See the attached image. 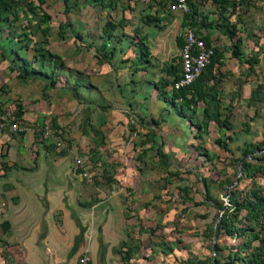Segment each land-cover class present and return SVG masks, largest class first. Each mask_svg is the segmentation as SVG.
I'll return each mask as SVG.
<instances>
[{"label": "rangeland", "instance_id": "1", "mask_svg": "<svg viewBox=\"0 0 264 264\" xmlns=\"http://www.w3.org/2000/svg\"><path fill=\"white\" fill-rule=\"evenodd\" d=\"M228 1L227 5L217 6L211 0H197V7L193 9V28L198 31L213 24L227 36L233 33L234 37H238L243 25L254 23V15L259 14L261 25L255 29L260 35L249 32L247 37L252 43H256L257 39H264V19L261 17L264 12L260 6L264 0ZM43 2L44 0H0V39H4L6 47H0V52L6 57L10 52L11 60L19 58L17 55L21 52L26 71H32L36 76L21 81L16 77V65L7 60L6 65L0 68V117L11 125L20 122L21 113L26 118V128L33 130V141L23 144L26 146L24 161L29 162V167L33 165L30 159L35 153L46 148V151L51 152L53 161H58L54 165L61 164L72 173L70 182L72 188H77V194L74 198L76 201L72 200L69 208L75 221L63 226L61 213L56 210L53 223L48 222L45 229L63 231V240L67 241L70 231L77 232L82 223L87 230V242H90L95 240L90 235L109 219L106 223L108 229L120 227L126 237L120 238L116 249L131 246L140 250L144 246L150 251L149 260L152 264H162L159 245H163L165 238L178 241L176 236L174 238L170 234L173 232L181 234L179 237L185 242L184 248L192 249L193 246L198 254L209 255L207 264H211L210 259H215L217 264H239L238 259L243 256L241 252L248 253L249 249L241 247L244 240H240V236H236L234 231L245 229L248 231L246 234L249 246L264 261V251L259 239L263 232L264 216L258 222L259 226L247 227L243 224L241 227L244 212H231L232 208L229 206V203L232 205L234 201L239 202L244 198L253 203L254 198L250 193L258 187L255 176L257 173L264 176V49L255 53L247 52L240 60L232 54L239 55V50L245 47L239 46L238 42L230 46L228 42V45L223 46L230 49L226 53L235 60L222 56L206 69L197 92L192 93L190 90L176 97L169 88L179 71L178 50L183 37L182 24H188L189 12L170 13L164 0H147L146 8H150L147 12L139 15L135 13L130 20L122 17L117 21V25L131 22L136 28L121 29L119 34L114 35L116 25L108 20L97 30L70 28L71 23L79 20L81 6L84 8L89 5V1L86 3L85 0H74V4L69 5V0H56L57 3L62 2V7L53 5L52 16L46 14ZM190 3L191 0L187 3L188 8ZM63 5L66 10L62 11ZM66 12H69L68 15ZM180 16L181 24L176 26L174 23ZM142 24L147 25L156 35L161 33L163 38V46L150 44V51L156 52L154 56L149 54V45L139 35L141 30L137 27ZM46 27L47 32L42 33ZM131 32L133 35H130ZM99 37L102 41L98 40ZM123 39L125 41L122 43ZM162 48L164 54L159 59L157 52ZM254 55L257 57L256 63L251 64ZM32 56L35 61L33 65L30 64ZM4 58L0 54V60L3 61ZM38 58L40 61H37ZM51 61L55 68L64 69L66 73L55 72L53 76L46 72ZM51 81L57 82L53 88L48 87ZM257 84L262 88L256 101L250 102V105L246 102L250 96L248 87H252V90ZM80 85L91 94L97 91L96 87L101 88L104 98H101L98 105L88 106L87 103L94 100H90L88 95H81L78 89ZM164 95L166 99L162 98ZM94 96L97 97V94ZM171 99L176 100L177 105L184 103L192 107V110L185 111L194 128L202 121L203 109L210 114H217L226 123L231 120L233 127H227L231 129L227 130L232 132L231 138L224 137L226 127L213 123L208 128L209 136L207 135L208 140L205 138V146L200 139H195L193 148L201 154L203 149L210 150L214 164L198 168L197 164L193 166L188 161L187 166L181 167L176 175L174 169H170L165 192V184H160L157 178L163 166L157 163L148 147L151 143H156L160 149L158 143L164 140L162 137L165 134L171 138H166L164 142L171 144L172 141L173 148L182 145L179 140L174 139L175 133L169 126L162 131L157 130L159 121L166 112L162 102ZM236 107L240 110L236 116H232L231 112ZM44 126L49 129L47 135L43 133ZM39 128L41 130L36 132ZM193 132L196 134L195 130ZM1 133L18 139L15 132L4 130ZM259 135L263 136L261 142L256 140ZM215 140L221 141L227 150L219 149L214 144ZM242 141L240 156L231 157L230 154H235ZM10 142L3 141L0 159L13 156L14 148L8 149L6 144ZM29 150L30 159L27 158ZM184 152H191V149L187 147ZM119 155L125 156L126 160L132 158L135 164L132 173L127 175L122 170L124 173H120L118 166L121 164L114 163L113 158ZM64 156L67 159L59 161ZM76 159L80 160V164H75ZM136 162L143 164L145 172L140 173L141 169L137 168ZM127 163L132 167L130 161ZM0 165L5 166L1 161ZM15 166L13 163L11 167ZM83 172L86 176L81 175ZM186 175L192 177L187 179ZM201 178L208 179V195L224 210L227 209V217L230 218L231 229L233 228L232 231H226L225 226L218 224L213 251V226L219 211L215 209V217L211 221L204 222L201 219V212L205 213L207 207L206 204H203L205 207L198 206L202 205L198 200L202 193L198 184ZM182 187H187V195ZM6 189L2 187V190ZM188 194L191 198V195H197L196 200L188 201ZM93 204L98 207H92ZM2 206L0 202V208ZM120 209L123 217H136L138 222L133 225L127 221L121 222ZM174 209L177 210L176 214L172 212ZM166 226L172 227L169 233V230H163ZM136 230L139 235L144 233L146 236L140 239L135 234ZM3 235L4 231L0 229V264H19L21 255L13 249L14 240L8 244L2 240ZM40 240L44 241L46 238ZM69 240L70 243L77 244L79 237L74 234ZM47 250L44 248L45 253H48Z\"/></svg>", "mask_w": 264, "mask_h": 264}, {"label": "crops", "instance_id": "2", "mask_svg": "<svg viewBox=\"0 0 264 264\" xmlns=\"http://www.w3.org/2000/svg\"><path fill=\"white\" fill-rule=\"evenodd\" d=\"M55 1L56 0H44L43 2L42 6H44V10L46 14H48L49 16H52V12H54V10L52 9L53 5H60L62 7V2L57 3ZM88 1H89V5L85 6L84 8L83 6H81L79 12L80 14L79 20L71 23L72 24L70 25L71 29L97 30L98 28L101 29L102 25L108 20L111 21V23H113L114 25H116V28L113 33L114 35H117L121 32L120 31L121 29L134 30L136 28L131 22H130L131 24L127 22V23H120L119 25H117V21L119 19H121L122 17L123 18L127 17L128 20H130L131 18L134 17L135 13H138V15L144 14L145 11L147 12L148 9H150V8H146L147 0L146 2H139L138 0H85L86 3ZM191 2L193 4V9H195L197 7L196 5L197 0H191ZM73 4H74V0H69V5H73ZM45 6H47L46 9ZM260 6L262 12H264V3H261ZM73 8L74 6L71 7V9ZM143 8L146 9L143 11ZM63 10H64V5L62 11ZM68 13L69 12H66V15H68ZM254 16H255L254 23H248L243 25V27L241 28L242 30L240 31V33L237 34L238 37L229 38L226 34L220 32L219 28H216L215 25L213 24L210 27H206V29L200 28L198 31H196L195 29V32L201 38H206L208 44L212 45L218 52H222L224 58L226 59L230 58V60L232 61L235 59L231 57L230 54L226 53L227 50L230 51V49L224 47L228 45V42H230L229 44L230 46H232L233 43L238 40L239 46L245 47L239 50V55H238L239 58L245 56L247 52L253 51V53H255L260 49H264L263 38L257 39L256 43H252L250 38L247 37L249 32L260 35L259 33H257V30L255 29L257 26L261 25L259 24L260 17L259 14ZM263 16L261 15L262 19H264ZM180 21H181V16L178 18V20L175 21L174 24L176 26H179L181 24ZM137 28L141 30L139 32L140 37L144 38L146 44L149 45L148 46L149 54L154 56L156 52L152 53L150 51L151 50L150 44L163 46L164 43H163V38L161 37V33L156 35V33L150 31L149 27L144 24H142L141 27H137ZM130 35H133L132 32L130 33ZM153 35L156 36L152 38ZM239 37L241 38L238 39ZM98 40L102 41V38L99 37ZM124 41L125 39L122 40V43ZM4 44H5L4 39H0V47L2 49L5 47ZM19 53L20 54L17 55L19 58L16 57L14 60H11L10 56H12V54L10 52L6 54L7 57L0 52L2 57L3 58L5 57L3 61L0 60V68L5 66L7 60H9L16 65L17 68L16 77L22 79L24 77L21 70L22 69L21 59L23 57L21 52ZM157 54H158V58L162 59V56L164 54L163 48L159 49ZM37 61H40V59L38 58ZM31 63L32 65L35 63L33 56L31 57L30 60V64ZM263 64H264V55H263ZM45 71L48 72L49 74L52 73L53 76L55 75V72L57 74L66 73L64 69L62 70L57 69L55 68V65L50 62L48 63V69ZM27 76H32V74L28 73ZM51 82H50L51 84L50 83L48 84L49 88H53L54 86H56L57 82L56 83L54 81ZM255 87L256 86H254V88ZM251 88L248 87L249 94ZM78 89L80 90L81 95L83 94L88 95L90 100H94V101H89L87 103L88 106H94V105L96 106V104L98 105L99 101H102L101 98H104L102 97L103 96L102 89L99 87L95 88L97 89V91L95 90L96 92L94 94H97V97H95L94 94L88 92L87 88L81 87V85L79 86ZM99 94L101 96H99ZM246 102L248 103V100ZM162 104H164L166 112L164 113L163 117L160 119L157 130L162 131L163 128L169 126L170 130L173 133H175L174 139L179 140L182 144L180 147L175 146L173 148L172 141L170 142L171 144H167V142H164L166 138H171L170 136L167 137L166 134L162 137V139L164 140L158 143L160 145V149H159L160 153L163 156L165 162L158 163L157 161L158 164H161L160 166H163L162 170L158 172L157 178L160 184H165L164 191L166 192L167 177L168 174H171L170 169H174V174L176 175L177 171H179L181 167L187 166L188 161H191V164H194L193 166L197 164L198 168L207 167L206 165L214 164L213 163L214 159L212 158V154L210 150L203 149V152L201 154L198 152V150H195L193 148L195 139H200V142L202 143L203 146L207 144L205 143V138L206 140H208L207 135L209 136L207 131L210 125L213 124L214 122L213 121L207 122L205 130L198 129L196 127L194 128V124L190 122L188 118L189 117L187 115L188 112L186 111L177 112L178 110L176 106H173L172 104L166 102H162ZM238 110L240 109L237 107L236 109H233V111L231 112L232 116H236V114H238ZM20 118L21 120L19 123L24 130L21 132V134L17 133L18 136L14 135L18 137V139L12 136H10L12 139H9L10 138L9 136H6L5 134H2L0 132V148L3 141L5 140L11 141L10 144L6 143L8 144L9 147L8 149L14 148L13 156H8L6 158L4 157L3 159H0V161L3 162L5 165V166L0 165V202L1 205H3L0 208V216H1L0 229L2 230L3 222L8 225V228L4 231L2 240L7 242L8 244H11L12 240H14L15 246L13 247V249H15V253L18 252L21 255L19 264H76L77 257L84 252H87L90 256L91 259L90 264H152L151 261L149 260L150 251L146 250L144 246H142L140 250H138L137 247H131V246L123 249H119V248L116 249V245L118 244L120 238L126 239V237L123 234V232L119 229L120 227L113 226L112 229H108L106 223L110 221L109 219L106 220V223L104 222L105 224L104 223L103 225L101 224L99 228H97L94 231V233L90 235L91 237L95 238V240L90 242H87V237H88L87 230L85 226L80 222H79L80 227L78 231L72 233L73 232L72 230L69 233L71 237L74 234L75 235L77 234V236L79 237V241L77 244L70 243L69 240L70 236L67 237L68 238L67 241L66 240L64 241L62 237L63 231H58L53 228H50L49 230L45 229V227H47L48 222L53 223V214L56 210H59L61 213V220L64 223L63 226L70 224L71 221H75L74 215L71 213V209L69 207L72 204V200L76 201L74 198H76L77 192L75 191L77 188H72V184L70 182L72 180V176H71L72 173L67 169V167H63L61 164L54 165V163L58 161L56 162L53 161V159L51 158L52 157L51 152L46 151L45 147H44L45 150L38 151V153L35 151L36 153L32 159H30L29 157L30 150L28 151L27 158L31 160L30 163L33 164L32 167H29L30 165H28L29 162L27 160L24 161L26 158L24 154L26 150H24V148H26V146L23 144L25 143L27 145L28 142L29 143L32 142L35 137V134L33 133V130H31L30 128L27 129L26 126L24 125L26 118L24 117L23 114H20L19 119ZM53 124L55 125V121H53ZM214 124L217 125L216 123ZM227 124L230 126V128L231 126L233 127V123L231 120H228ZM217 126L225 128L221 125H217ZM230 128H226L225 131L226 133L224 137L226 138L232 137L231 136L232 132L227 131V130H231ZM150 129H152V127ZM39 130H41V128L37 129L36 132H38ZM193 130H195L196 134L193 132ZM262 139H263L262 135H259V137L256 138V140L260 142L262 141ZM104 140H102V144ZM184 141L187 142L184 143ZM215 141L214 144L216 145ZM161 144H162V148H161ZM152 145L154 146L156 145V143H151L148 148H150ZM242 146H243V141L240 143V148L238 150H235V154H230V156L234 158L239 157ZM187 147L191 149V152L188 153L184 152L185 148ZM150 151L153 153L154 156V150L150 148ZM113 158H114V163L121 164V166H118L120 168L119 171L121 174L124 173L121 172V170L125 171L127 175L132 173V169L135 168V164L131 157H129V159L127 158V160L126 157L122 155H119L118 157L114 156ZM17 159L22 160L23 162L26 163L23 164ZM66 159L67 157L64 156L61 157L59 161L64 162ZM127 161H130L132 167L128 165ZM13 163L16 164L15 167H11ZM136 165H138L137 168L141 169L140 173L145 172V170L143 169V164L140 165L138 162H136ZM187 170L190 169H186V171ZM190 171L191 173L193 172L192 170ZM81 175L86 176V173L83 172ZM186 176L187 179L189 177H192V175H186ZM255 177L256 180H258L257 182L258 188L263 189L264 176L260 174H256ZM124 180L126 181L127 179L125 178ZM201 180L200 183L198 184L201 188L202 193L201 196L198 197V200L199 202H202L201 203L202 205H198V206L205 207L203 204H206L207 207L205 208V213L201 212L202 214L201 219H203L204 222H208L215 217V213H214L215 208L211 205V202L209 200H204V196H208L211 199L207 191L208 179L201 178ZM3 186L7 189L2 190ZM181 189L186 191V195H187V190H188L187 187L186 188L182 187ZM191 196L192 198L189 197L188 194V196L186 197L188 201L196 200L197 195H191ZM12 200H14V202H12ZM92 207L96 208L98 207V205L93 204ZM172 212L176 214L177 210L174 209ZM124 218L126 220H124ZM135 218L136 217L134 218L123 217L122 209H120L121 222L127 221L131 225H133L138 222L135 220ZM167 228L168 227L166 226L163 230H169L167 231V233H169L172 227L169 226V228L168 229ZM135 234L139 235L137 230ZM170 234L174 235V238L176 236L178 241L177 242L175 240L170 241L171 240L169 239L170 237H167L163 240L164 242L163 245H159L160 246L159 259L160 261H162V264H176V263L177 264H202V263L207 264V258L209 255L204 256V254H198L193 246L192 249L184 248L183 245H185V242L182 241V237H179L180 234L179 232L178 233L173 232ZM139 236L140 239H142L144 236H146V234L143 233ZM40 238H46V240L43 241L40 240ZM239 239L242 240L241 238ZM44 248L48 249L47 250L48 253L44 252ZM167 249L170 250L166 252ZM241 254L244 255V257L248 255L242 252ZM16 263H17V259H16ZM235 264L238 263L235 262Z\"/></svg>", "mask_w": 264, "mask_h": 264}, {"label": "trees", "instance_id": "3", "mask_svg": "<svg viewBox=\"0 0 264 264\" xmlns=\"http://www.w3.org/2000/svg\"><path fill=\"white\" fill-rule=\"evenodd\" d=\"M165 2H166V0H164ZM212 1V3L213 4H215V5H221V6H223V5H227L228 3H229V1L228 0H211ZM186 3H189V0H186ZM187 6H188V4H187ZM64 10H66V7H64ZM187 12H189V15H188V18H187V21H188V24L187 25H183L182 24V27H183V31H184V29L185 28H190V29H192L193 31H194V33H196L195 32V29L193 28L194 27V25H192L193 23H192V21H193V15H194V12H193V4L192 3H190L189 4V8H188V11ZM186 18V17H185ZM47 27L46 28H44L43 30H42V33H45V32H47ZM230 36V37H229ZM228 37L229 38H234V34L233 33H231L230 35H229ZM231 36H233V37H231ZM201 38V37H200ZM202 39V41L204 42V44L206 45V46H208V45H210V44H208V42H207V39L206 38H201ZM179 42V41H178ZM236 42H238V40L236 41ZM182 44H183V37H182V39H181V42L179 43V48L182 46ZM233 55V57H235V58H239V56H238V53L237 54H235V53H233L232 54ZM222 56H223V54H222V52H218L214 47H213V55H212V57L210 58V61H209V64L207 65V67L205 68V70L201 73V75L197 78V80L192 84V85H190V86H188L187 88H184V89H181V90H179V91H171L172 92V94L174 95V96H176V97H180L181 95H184L185 93H187V92H189L190 90H192V93H195V92H197L198 90H199V82L202 80V78H203V76H204V72L206 71V69L210 66V65H212L213 64V62H215V61H217V60H220L221 58H222ZM251 56V55H250ZM55 56H53V58H54ZM256 56L254 55V59H253V57H252V59L254 60L251 64H255L256 63ZM240 60H242L241 58H240ZM22 61L23 60H21V64H22V66H21V70H22V74L24 75V77L22 78V79H20L21 81L23 80V81H25V78H28V77H33V76H35V75H33V72L32 71H26V68L23 66V63H22ZM50 63H52L53 64V62L51 61ZM32 74V76H27V74ZM27 76V77H26ZM37 76H39V75H37ZM36 77V76H35ZM178 77H179V71H178V74L175 76V77H173V79H172V82H171V84L173 83V81H175V80H177L178 79ZM52 83V82H51ZM50 83V84H51ZM170 84V85H171ZM261 85L260 84H257L256 85V87L254 88V89H252L251 91H250V96H249V99H248V103L250 104V102H253V101H256V99H257V94H258V92L261 90ZM163 99H166V96L164 95V97H162ZM174 99V98H173ZM173 99H171V100H169V101H166L167 103H169V104H172L173 106H176V108H177V112H180V111H185V109L186 110H192V107H190L189 105H184V103H179L178 105L176 104V100H173ZM250 100V101H249ZM251 105V104H250ZM187 112V111H186ZM21 114V113H20ZM19 114V115H20ZM188 115V114H187ZM189 118V117H188ZM189 120H190V122H192L191 121V119L189 118ZM209 121H213L214 123H216L217 125H221V126H223V127H228L229 125L225 122V121H223V120H220V117L217 115V114H213V113H208V111L206 110V109H203V111H202V121H201V123L199 124V125H197L196 126V128H198V129H201V130H205L206 129V124H207V122H209ZM21 134V133H20ZM101 143V142H100ZM216 145L220 148V149H222V150H224V151H226L227 149H226V146H224L223 145V143L221 142V141H219V140H216ZM150 148H152L153 150H154V157H156V159H157V161H158V163H163V162H165L164 161V158H163V156L161 155V153H160V150L158 149V147H157V145H152ZM249 154V153H248ZM257 174H260V175H263V174H261V173H257ZM182 191H184V190H182ZM185 192V191H184ZM252 196H253V198H254V202L253 203H251V202H247V200L244 198L242 201H234L233 203H232V205H230L231 203H229V205L231 206V208H232V210H231V212L233 211V212H235L236 211V213H238V212H240V211H244L245 212V214L243 215V217H242V224H241V227H243L244 225L243 224H246L247 225V227H250L251 225H253V226H259L258 225V222H260L261 221V219L263 218V216H264V191H263V189H260V188H256L255 190H252L251 191V193H250ZM247 198V197H246ZM204 200H209L210 202H211V205L215 208V209H217L218 211H220L221 209H222V207L220 206V205H218V204H216V202L214 201V200H212V199H210L208 196H204ZM231 202V201H230ZM230 214H232V213H230ZM230 217H231V215H230ZM218 224L219 225H223V226H225V230L226 231H232L233 230V228L231 229V222H230V218L229 217H227V209L226 210H224L223 211V213H222V215H221V217H220V219H219V222H218ZM8 228V225L7 224H5L4 222L2 223V230L3 231H5L6 229ZM262 229H263V232L261 233V236H260V242H261V247H262V239H261V237H262V235L264 234V226H262ZM234 233H235V235L236 236H240V238H242L243 240H244V242H243V245L241 246V247H243L244 249H249V252H250V250H251V253H245V254H248L247 256H245L244 257V255H243V257H240L239 259H238V262L240 263V264H264V261L262 260V256L260 255V254H255L254 253V251H255V249H253L252 247H251V245L249 246V242H248V240H249V238L247 237V234L246 233H248V231L247 230H245V229H240V231L239 232H235L234 231ZM250 247V248H249ZM252 248V249H251ZM263 248V247H262ZM170 249H167L166 250V252L167 251H169ZM264 251V250H263ZM211 261H210V263L211 264H217V261L215 260V259H210ZM233 260H235V259H233ZM202 264H204V263H202Z\"/></svg>", "mask_w": 264, "mask_h": 264}, {"label": "built area", "instance_id": "4", "mask_svg": "<svg viewBox=\"0 0 264 264\" xmlns=\"http://www.w3.org/2000/svg\"><path fill=\"white\" fill-rule=\"evenodd\" d=\"M138 1L146 2V0ZM165 3L166 9L170 13L184 14L188 11L186 0H166ZM212 55L213 46H206L200 36L194 33L192 29L185 28L183 31V44L178 50L179 77L170 85V91L176 92L192 85L205 70ZM43 129L45 130L43 133L47 135L49 133L48 127L44 126ZM4 130L21 133L24 129L20 126L19 122H14L9 125L2 119V117H0V132ZM75 164H80V160L76 159ZM225 198L228 199L227 197ZM261 239L264 250V234ZM90 262L91 259L87 252L80 254L76 259V264H90Z\"/></svg>", "mask_w": 264, "mask_h": 264}, {"label": "water", "instance_id": "5", "mask_svg": "<svg viewBox=\"0 0 264 264\" xmlns=\"http://www.w3.org/2000/svg\"><path fill=\"white\" fill-rule=\"evenodd\" d=\"M224 211V207L218 212L215 221H214V226H213V237H212V251L214 250V246L216 243V239H217V232H218V222L220 219V216L222 214V212Z\"/></svg>", "mask_w": 264, "mask_h": 264}]
</instances>
